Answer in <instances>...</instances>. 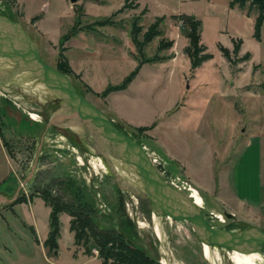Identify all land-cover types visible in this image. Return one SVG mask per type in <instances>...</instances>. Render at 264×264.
<instances>
[{
    "label": "rangeland",
    "instance_id": "374dc122",
    "mask_svg": "<svg viewBox=\"0 0 264 264\" xmlns=\"http://www.w3.org/2000/svg\"><path fill=\"white\" fill-rule=\"evenodd\" d=\"M138 1L149 11L140 6L117 11L124 0H0V14L17 20L41 58L64 71L79 94L143 146L164 180L191 200L186 180L198 187L202 206L197 207L209 225L264 230V224L234 212L231 185V167L245 142L264 133V24L261 41L244 27L242 45L234 53L237 39L218 32L222 21L204 18L200 44L212 57L192 70L185 52L187 26L181 15L169 14L176 11L177 0ZM157 15L163 17L161 34L143 53L153 56L163 38L173 44L159 55L171 57L143 63L125 90L102 96L137 65L133 19L140 17L141 37ZM109 16L111 24L94 23ZM219 44L229 50V59ZM8 69L0 61V75ZM53 98L28 75L0 80V193L12 199L0 205V264H49L39 241L49 256L58 252L53 264H127L132 260L125 257L128 247L141 253L145 264H232L230 250L218 246L204 256L203 242L189 221L159 215L148 200L121 190L101 166L104 158L84 139L82 127L62 119L68 111L52 104ZM52 118L66 126L53 125ZM113 163L134 183L118 161ZM50 214L57 225L55 252L45 244L53 229ZM99 233L118 244L108 258ZM123 243L128 246L124 253L118 248ZM238 252L251 262L260 252L258 262L264 264V246Z\"/></svg>",
    "mask_w": 264,
    "mask_h": 264
},
{
    "label": "water",
    "instance_id": "95a60500",
    "mask_svg": "<svg viewBox=\"0 0 264 264\" xmlns=\"http://www.w3.org/2000/svg\"><path fill=\"white\" fill-rule=\"evenodd\" d=\"M0 61L9 66L8 73L0 75V80L11 79L16 74L28 75L40 82L57 103L67 109V116L62 119L82 127L84 139L104 158L121 190L148 200L159 215L189 221L197 237L210 246L240 252L263 248L264 230L256 226L232 230L209 225L194 200L162 178L143 146L116 128L103 112L79 94L66 74L46 63L22 25L3 14H0ZM54 120L59 119H51ZM113 159L134 179V183L118 172ZM186 183L200 194L192 182L186 180ZM5 201L11 202L12 199ZM224 214L234 217L232 213Z\"/></svg>",
    "mask_w": 264,
    "mask_h": 264
},
{
    "label": "trees",
    "instance_id": "16d2710c",
    "mask_svg": "<svg viewBox=\"0 0 264 264\" xmlns=\"http://www.w3.org/2000/svg\"><path fill=\"white\" fill-rule=\"evenodd\" d=\"M14 1V0H11ZM131 0H124V4L122 5V7L117 10V11H122L126 8H134L137 7V3L136 4H132L130 2ZM229 6L230 7H238V9H240L241 11H243L246 15H252L254 14V23H253V33H252V37L256 40V41H260L261 39V28L262 25L264 24V0H231L229 2ZM254 11V12H253ZM183 20V23L185 26H187V37H188V45L185 48V52L188 55L189 59H190V63H191V69H195L196 67L200 66L204 61L210 59L212 57L211 53L206 51V47L203 44H200V30H201V21L199 19H196L193 16L190 15H181L180 16ZM139 16H136L132 23H131V28H130V37H131V41L136 49L137 52V65L135 66V68L122 80V82H120L119 84H109L103 91H102V96H106L107 94H109L110 92H115V91H120V90H124L126 89V87L129 85V83L133 80V78L136 76V74L138 73L141 65L143 63L149 62V63H158L161 61H164L168 58H170L171 56L169 55H159V52L170 48L173 44L172 40H165V39H161L159 41V44L157 46L156 49V53L151 56V57H145L143 50L145 48V46L150 43L153 38L157 35L161 34V29H160V25L163 21V17L162 16H157L155 18V20L150 23L147 27V29L142 33V36L140 37V33L142 31V27L137 23L139 20ZM97 25H108L111 24V17H106L104 19H99L96 20L94 22ZM242 43L241 39H237L235 44H234V48L233 51L234 53H237L240 44ZM220 50L222 51L223 55L229 59L230 58V53L229 50L227 48H224L223 46H220ZM249 54H245V58L248 57ZM69 69V68H68ZM61 71V70H60ZM64 73V71H62ZM93 158H95L98 161V158H100V156H93ZM101 165V164H100ZM102 167H104V169L109 172V168L106 165H101ZM189 190V196L192 198V191L191 189L188 187L187 188ZM196 206H202V201L199 204H196ZM220 218H222V216H219ZM222 220V219H221ZM49 221H50V225H52L53 229L49 231L48 236L45 240V244L49 247L54 248V252L56 251V239H57V225L55 226L56 221L54 220V214H50L49 216ZM88 224V223H87ZM98 236V235H97ZM99 237L102 238V242H101V250L104 251V249L107 247V251L106 253H104V255L108 258V254L111 253V249L114 248V245L118 244H114V239L113 236L111 235H107V234H101L99 233ZM121 247L123 248L121 250ZM127 244L123 243V245L119 244L120 248V252L124 253L125 249L127 248ZM216 248V250L218 251V247L214 246ZM229 253V259L230 261H238L242 262V264H249V259L245 256L243 257L241 253H239L236 250H230L228 251ZM114 254V253H113ZM112 254V256H114ZM232 255V256H231ZM125 257L126 260L132 259L130 260V262H125L127 264H145V262H143V257L141 253H139L138 251L133 250V248H129L128 247V252L125 253ZM258 260H261V254L260 252L257 254L256 260L253 261L256 264H259L260 262H258ZM250 264H253L250 261Z\"/></svg>",
    "mask_w": 264,
    "mask_h": 264
},
{
    "label": "crops",
    "instance_id": "0c3cea01",
    "mask_svg": "<svg viewBox=\"0 0 264 264\" xmlns=\"http://www.w3.org/2000/svg\"><path fill=\"white\" fill-rule=\"evenodd\" d=\"M136 1L138 7L140 6L148 10L147 6H141L140 2L138 0ZM230 1L231 0H223L221 2L215 0H177L178 7L176 11L169 14L193 16L201 21V25H203L204 18L212 20L217 19L219 22L222 21V25L218 28V32L230 34L232 41L235 39L242 40V38H244L242 34L244 27H246L247 30H253L255 15H246L236 6L230 7ZM183 6L186 9L188 7L189 11L183 10ZM229 19L236 21L237 24L234 22L232 23ZM145 65H142V67ZM257 134L259 135L245 142L241 153L237 157L233 167H231V185L234 212H241L250 221L256 222L257 225H261L264 224V133L259 132ZM208 143L207 141L205 146L210 149L211 143ZM207 156H209V153H207ZM5 199L6 196L0 193V205L6 203ZM235 213H233V215H235ZM38 245L41 246V254L44 261L53 264L51 263V258L56 257L58 252L53 256H49L40 241ZM74 260H76L75 257ZM71 264L76 263L74 261Z\"/></svg>",
    "mask_w": 264,
    "mask_h": 264
},
{
    "label": "bare ground",
    "instance_id": "6f19581e",
    "mask_svg": "<svg viewBox=\"0 0 264 264\" xmlns=\"http://www.w3.org/2000/svg\"><path fill=\"white\" fill-rule=\"evenodd\" d=\"M1 73V72H0ZM105 161V160H104ZM106 163V162H105ZM107 165V164H106ZM110 170V169H109ZM111 172V171H110ZM189 188L192 191V200H194V204H199L201 202V198H200V194L193 188H191L189 186ZM203 246V252H204V256H209L211 253V247L210 245L206 244V243H202ZM224 249V248H222ZM225 250H231V249H225ZM254 252V251H253ZM245 253H249V252H245ZM163 264H168L167 261H162Z\"/></svg>",
    "mask_w": 264,
    "mask_h": 264
},
{
    "label": "flooded vegetation",
    "instance_id": "af4514ba",
    "mask_svg": "<svg viewBox=\"0 0 264 264\" xmlns=\"http://www.w3.org/2000/svg\"><path fill=\"white\" fill-rule=\"evenodd\" d=\"M52 104H57V101L55 100V98L53 99V101L51 102ZM31 114V117H34V114H32V113H30ZM66 121V120H65ZM53 123V125H55V126H60V125H63V126H66L65 124V122L63 121L62 122V120H54V121H52ZM143 199V198H142ZM232 262V264H242V262H239L238 263V261H231ZM252 263L253 264H256V263H254L253 261H252ZM244 264V263H243ZM249 264H250V261H249ZM259 264H261V263H259Z\"/></svg>",
    "mask_w": 264,
    "mask_h": 264
},
{
    "label": "built area",
    "instance_id": "2783aa9c",
    "mask_svg": "<svg viewBox=\"0 0 264 264\" xmlns=\"http://www.w3.org/2000/svg\"><path fill=\"white\" fill-rule=\"evenodd\" d=\"M151 161V160H150ZM151 163H152V161H151Z\"/></svg>",
    "mask_w": 264,
    "mask_h": 264
}]
</instances>
